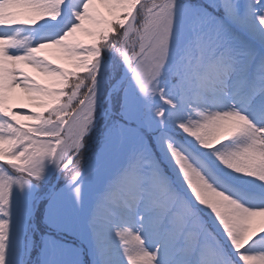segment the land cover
<instances>
[{
    "label": "rangeland",
    "instance_id": "obj_1",
    "mask_svg": "<svg viewBox=\"0 0 264 264\" xmlns=\"http://www.w3.org/2000/svg\"><path fill=\"white\" fill-rule=\"evenodd\" d=\"M50 1L0 0V264H264V0H166L134 67L136 16L163 0ZM79 74L106 90L53 185Z\"/></svg>",
    "mask_w": 264,
    "mask_h": 264
},
{
    "label": "trees",
    "instance_id": "obj_2",
    "mask_svg": "<svg viewBox=\"0 0 264 264\" xmlns=\"http://www.w3.org/2000/svg\"><path fill=\"white\" fill-rule=\"evenodd\" d=\"M165 5H167L166 0L157 2L147 9L143 15L138 13L136 16L135 31L133 36V67L135 66L137 58L142 53L141 45L146 33L149 31L154 32L156 30L157 24H159L163 19V14H168ZM115 36L112 37L113 39L111 38L108 46L101 47V57H103L106 62L108 61L109 54L113 52L117 44H119L120 34L118 33ZM93 78L94 77H92V75L89 76L87 74H79L64 84L63 88L65 96L58 108L63 110L62 115L64 117V126L68 122H74V128H71L72 132L63 128L58 133L54 134V142L57 144V149L54 151L52 156L55 161L52 162L54 163V172L51 174L54 181L58 169L76 150L74 147L67 155H64L62 154L63 147L66 146L69 141H73V138L76 137L78 139L80 136L85 134L88 130V124L99 115L100 100L103 97L106 89H104L102 95L100 94V96H98L99 98L96 96V98L93 96L91 97V95H88L84 92V88L88 85L89 80ZM131 84L132 78L129 77L127 79L126 85H128L127 87L130 88L132 86ZM85 140L86 136L83 138V143ZM79 154L81 155V151ZM80 155H78L75 160L78 159ZM57 182L59 185V180ZM46 225L48 224H45V226Z\"/></svg>",
    "mask_w": 264,
    "mask_h": 264
},
{
    "label": "bare ground",
    "instance_id": "obj_3",
    "mask_svg": "<svg viewBox=\"0 0 264 264\" xmlns=\"http://www.w3.org/2000/svg\"><path fill=\"white\" fill-rule=\"evenodd\" d=\"M90 1V0H89ZM92 1V0H91ZM127 0H99V4L100 6H103L104 9L106 11H121V9L124 7L125 3ZM30 2L34 5H44L49 7V4L51 3L50 0H30ZM73 7H85V4L83 2V0H72V2L70 3ZM9 5V3H8ZM54 6H56V3H53ZM131 26H132V21H129L127 24V32L126 36H128L130 30H131ZM27 27V26H26ZM251 27V26H250ZM12 30V28H10ZM24 27H18V29L16 30V32H21L24 31ZM3 28L0 27V33H2ZM48 34L45 31H42V34L40 35V39H43L45 37H47ZM38 47L41 48H46L47 44L43 43L38 45ZM28 78L27 74H24L23 78L21 80L17 79V81L15 82V87L12 91V95H14V101L19 102V103H26V101L29 100H33L35 98H38V95L36 92L32 91L34 90L32 85H29L31 87L32 90H29L28 88L26 89L27 91H23L22 89H20L19 87H16L17 84H19L20 86L22 85H27L26 80ZM10 98H12V96H10ZM240 108V105H236V104H229L228 106H226L222 112L223 115L227 118L230 119H237L239 117V112L237 111ZM125 222V220H122Z\"/></svg>",
    "mask_w": 264,
    "mask_h": 264
}]
</instances>
